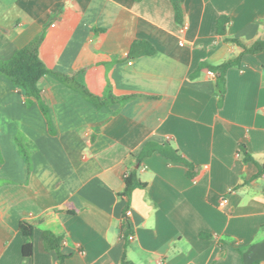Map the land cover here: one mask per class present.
<instances>
[{"label": "crops", "instance_id": "1", "mask_svg": "<svg viewBox=\"0 0 264 264\" xmlns=\"http://www.w3.org/2000/svg\"><path fill=\"white\" fill-rule=\"evenodd\" d=\"M181 4L184 31L170 0H0V60L44 29L41 57L50 69L86 65L77 78L92 92L106 95L109 85L114 96L131 95L97 107L45 74L50 132L39 105L26 106L0 75V264H60L44 231L63 238L64 264H121L124 254L128 264H264V178L252 179L258 168L245 160L247 151L264 162V51L243 53L227 40H264V0ZM224 15L226 36L216 30ZM135 40L156 53L130 58ZM240 54L220 104L210 65ZM18 131L31 149L29 177ZM150 141L175 146L200 167L196 178L159 152L138 162ZM132 170L145 186L129 200L120 192ZM23 220L36 223L28 259Z\"/></svg>", "mask_w": 264, "mask_h": 264}, {"label": "trees", "instance_id": "2", "mask_svg": "<svg viewBox=\"0 0 264 264\" xmlns=\"http://www.w3.org/2000/svg\"><path fill=\"white\" fill-rule=\"evenodd\" d=\"M175 20L183 25L184 21V13L181 4V0H170ZM230 22V18L228 16H221L217 20L216 30L217 33L223 36L227 34V25ZM94 32L102 31L105 33L106 30L103 29H93ZM45 38V30L43 29L40 33H38L32 40H30L27 44L19 48L14 55L7 61L0 60V75H4L12 80L14 86L19 89L21 95L24 98L26 106H32L33 104H38L41 108L44 116L49 125L50 132H53V124L50 115L49 108L47 104L44 102L42 97V89L40 87V80L45 74H54L61 82L66 84L67 86L76 89L79 91L88 101L92 102L97 107L110 106L116 102H122L131 97V95H125L121 97L114 96L109 89L106 95L100 96L92 92L89 87L81 82L77 77L85 68L86 65L73 69L69 72H61L50 69L41 57V45ZM227 40L233 41L240 45L243 48V53H259L264 51V40H257L251 44H246L242 42L240 39L236 38H228ZM156 53L155 46L147 40H135L129 51L130 58H139L142 56H151ZM241 54L237 57L230 59L220 65H210L211 70L216 73L217 76V85L220 90V104L223 100L225 90H226V73L228 69L234 65L240 63ZM194 75V74H193ZM192 75V76H193ZM149 97H156L155 95H148ZM16 144L20 153L22 154L28 169V177L31 172L32 159H31V149L28 142V139L25 135L18 131L15 138ZM154 152H159L167 159L173 162H182L186 164L188 167L187 174L190 178H196L199 173L200 167L193 162L186 159L181 152L173 146L170 142H157L150 141L148 142L141 153L138 155L137 160L141 162L143 158L149 156ZM1 159V153H0ZM245 160L254 162L258 168L257 172L253 175L252 179L255 178H264V162L257 161L252 155H250L247 151H245ZM145 186V183L141 181L138 177L135 170L130 171L126 174L124 178V188L120 192V195L126 197L130 200L132 192L136 188H142ZM129 208V204L124 213V219L122 224V237L126 240V245L133 239V229L130 225V219L127 215V210ZM35 222L29 220H23L20 222L19 228L22 234L26 237V242L22 247V254L25 259L30 258L34 253V244H33V234L35 229ZM43 240L46 248L48 250H54L57 252L59 256L60 264H64L66 258L69 255H65L62 253V241L63 238L61 236H57L52 231H44ZM121 264H128V260L126 255L124 254L122 258ZM254 264H260L256 262Z\"/></svg>", "mask_w": 264, "mask_h": 264}, {"label": "built area", "instance_id": "3", "mask_svg": "<svg viewBox=\"0 0 264 264\" xmlns=\"http://www.w3.org/2000/svg\"><path fill=\"white\" fill-rule=\"evenodd\" d=\"M182 26V31H184L185 30V28H186V26L183 24V25H181ZM209 73H211V74H213V72L212 71H209ZM131 213H132V211H131V209H128L127 210V215L128 216H130L131 215Z\"/></svg>", "mask_w": 264, "mask_h": 264}]
</instances>
